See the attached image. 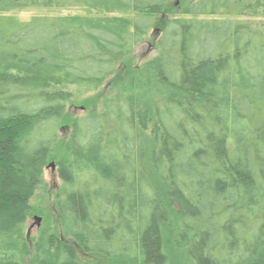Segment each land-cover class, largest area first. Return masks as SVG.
Segmentation results:
<instances>
[{"label": "trees", "instance_id": "16d2710c", "mask_svg": "<svg viewBox=\"0 0 264 264\" xmlns=\"http://www.w3.org/2000/svg\"><path fill=\"white\" fill-rule=\"evenodd\" d=\"M171 2L0 0V264H264V0L156 24ZM155 25L153 57L126 64ZM106 81L60 142L74 91ZM53 159L65 231L29 238Z\"/></svg>", "mask_w": 264, "mask_h": 264}, {"label": "rangeland", "instance_id": "374dc122", "mask_svg": "<svg viewBox=\"0 0 264 264\" xmlns=\"http://www.w3.org/2000/svg\"><path fill=\"white\" fill-rule=\"evenodd\" d=\"M195 0H172L168 6V12L160 14L156 18V24H161L163 18H171L178 16L180 9L184 5H188ZM82 11L80 9H66V10H42V9H26L17 13L20 19H29L32 16L36 15H79ZM160 27L155 25L153 29L145 36L140 44L134 47L133 52L128 60H125V63H140L143 62L155 54V41L159 35ZM126 64H123L125 66ZM124 68H122L123 70ZM111 83L106 81L102 86L97 89H84L78 88L74 91V95L71 101L68 103L66 108V121L61 125V130L59 132V141L64 142L67 140L69 126L71 120L84 116L90 110H96L101 112L103 107L106 105L108 97L112 95L111 92ZM84 89V90H83ZM62 146V144H58ZM62 152H59L58 155L61 156ZM53 165V167H51ZM48 166V167H47ZM46 168L43 171V186L39 187L31 200L29 201V206L31 207L30 214L25 224V229L28 230V237L38 236L42 230L46 228H55L58 234L64 233L65 229L63 227V221L60 218L56 202L62 195V182L57 173V161L56 159L50 160ZM34 217L40 218V223L38 226L35 225ZM180 235V234H178ZM182 239V238H181ZM172 264H186V256L182 252H175L171 255ZM81 260H86L87 256H82ZM90 261L97 260L99 264H110V262L99 259L89 258Z\"/></svg>", "mask_w": 264, "mask_h": 264}, {"label": "water", "instance_id": "95a60500", "mask_svg": "<svg viewBox=\"0 0 264 264\" xmlns=\"http://www.w3.org/2000/svg\"><path fill=\"white\" fill-rule=\"evenodd\" d=\"M48 167V166H47ZM51 167H53V165H51ZM34 221H35V225L38 226L40 223V218L38 217H34Z\"/></svg>", "mask_w": 264, "mask_h": 264}]
</instances>
